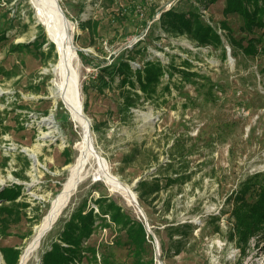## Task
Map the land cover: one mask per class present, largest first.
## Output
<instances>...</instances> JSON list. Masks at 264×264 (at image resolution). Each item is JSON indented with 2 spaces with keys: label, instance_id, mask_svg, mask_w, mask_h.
Segmentation results:
<instances>
[{
  "label": "rangeland",
  "instance_id": "obj_1",
  "mask_svg": "<svg viewBox=\"0 0 264 264\" xmlns=\"http://www.w3.org/2000/svg\"><path fill=\"white\" fill-rule=\"evenodd\" d=\"M58 2L76 48L82 111L110 173L132 190L141 177H154L162 186L150 201L139 203L162 264H264V222L245 231L236 224L230 198L248 176L264 171V50L257 46L264 45V29L241 30L244 19L225 13V0ZM169 10L191 21L196 15L216 31L220 43L200 44L185 32L168 31L162 16ZM0 32L5 37L0 36V191L20 187L15 199H0L9 210L0 214V246L18 249L19 264L34 226L82 147L83 131L62 93L54 92L51 68L58 52L34 2L0 0ZM230 35L236 40L245 35L243 45L251 37L259 39L254 45L258 52L234 49ZM42 37L46 42L41 43ZM156 58L162 72L147 91L134 75L132 86L121 81V73L110 80L104 71L126 60L134 70ZM23 148L34 150L35 162ZM94 169L93 164L86 167L26 264H42V253L59 241L61 226L79 209L84 214L92 210L93 221L83 239L90 247L88 259L74 264H103V258L131 263L119 243L129 220L145 221L121 194L92 180ZM179 174L182 181L165 185ZM105 203L119 209L120 219L101 212ZM182 222L191 224L187 235L166 230ZM151 233L146 228L151 249L144 258L158 264ZM0 264H5L1 252Z\"/></svg>",
  "mask_w": 264,
  "mask_h": 264
},
{
  "label": "trees",
  "instance_id": "obj_2",
  "mask_svg": "<svg viewBox=\"0 0 264 264\" xmlns=\"http://www.w3.org/2000/svg\"><path fill=\"white\" fill-rule=\"evenodd\" d=\"M224 12L236 13L244 19V25L241 26V30L245 31L246 28L249 30L252 26L264 29V0H225ZM186 17L184 13H178L176 11L169 10L162 16V26L170 32H185L192 38L198 41L200 44H218L220 43V37L214 31V29L204 22H202L196 15ZM220 26L226 31H230L227 27V23L221 22ZM13 27L9 23L8 28ZM246 34V32H244ZM0 36L4 37V33L0 32ZM229 36V35H228ZM246 36L243 35L241 38L236 40L230 35L229 42L232 44L234 49H241L242 52H248V54L256 51L254 45L259 39H248L246 45H243V41ZM2 38H0L1 40ZM42 42H46L42 37ZM38 43V44H41ZM53 45V44H52ZM50 44V47H52ZM24 46V45H23ZM28 46V45H27ZM257 46L264 50L261 44ZM41 56L45 55L43 51H40ZM135 52V49L133 50ZM82 59H84L83 53L79 52ZM135 55H132L134 57ZM47 57V55H46ZM130 56V58H132ZM189 64L187 60L184 61ZM109 75V79L113 80L116 73H121L122 82H127L134 86L130 76L134 75L139 84L141 90L147 91L153 83L159 78L162 72V62L158 58L155 60H147L144 66L141 68H131L129 62L122 61L119 65H113L104 69ZM101 84H106V80L103 76H99ZM138 96V95H137ZM68 161V158L66 159ZM162 166V165H161ZM161 171V169H158ZM175 171L174 173H176ZM179 176V177H178ZM184 179L182 174L174 177L170 176L167 178L169 185L172 183L180 182ZM19 185H13L3 188L0 191V199L13 200L19 194ZM162 188L158 180L154 177L150 179L141 177L134 187L137 194V200L140 204H145L150 201V195L154 192L159 191ZM149 197V198H148ZM233 200L232 215L235 218L236 224L244 225L245 231L253 230L257 226V222H264V171L254 173L248 176L245 181L239 184L238 188L232 192L231 197ZM3 204V203H2ZM0 205V214L7 213V205ZM168 207V204L167 206ZM83 210H78L75 214H70L68 219L65 220L59 231V241H53L50 248L42 253L41 261L42 264H74L76 261H80L84 258L88 259V253L90 247L83 245V239L89 236L91 232V224L93 221L92 210L84 214ZM102 213H109L113 219H120L119 209L115 207L113 203H105L102 205ZM94 215V214H93ZM129 220V219H127ZM61 222V221H60ZM130 226L126 228L125 236H122V241L119 245L129 252L132 257V261L129 264H153L152 259L144 258L149 254L150 244L146 236V227L140 220H129ZM128 221L124 224L129 225ZM125 228V225H123ZM191 228V224L188 222L177 223L175 225H167L166 230L173 231L177 230L178 234L187 235L188 230ZM122 242V244H121ZM178 245L182 241H177ZM0 252L2 253L5 264H17L18 249L0 246ZM103 264H128L123 263L120 260H109L103 258Z\"/></svg>",
  "mask_w": 264,
  "mask_h": 264
},
{
  "label": "bare ground",
  "instance_id": "obj_3",
  "mask_svg": "<svg viewBox=\"0 0 264 264\" xmlns=\"http://www.w3.org/2000/svg\"><path fill=\"white\" fill-rule=\"evenodd\" d=\"M34 7L39 16V20L45 26L49 38L53 41L58 52L56 64L51 68L53 73L52 83L55 93H62L63 100L72 114L76 117L82 126L83 139L82 147L74 157L73 163L67 166L68 175L62 184L61 190L56 195L47 213L41 221L34 226V232L25 246L19 260V264H26L27 260L37 248L40 239L46 229L53 221L55 215L67 203L76 184L85 177L86 167L89 164L95 165L92 171V179L104 181L110 189L118 192L127 201L133 205L138 212L139 209L134 201L135 196L130 186L121 183L114 177L107 166L106 161L102 158L101 153L95 146V140L92 135L87 117L82 111V106L78 96V73L73 62L75 61V47L73 46L72 36L70 35V24L56 6V0H32ZM45 123L52 128L51 119L46 118ZM46 136V135H45ZM35 162L34 150L23 148ZM162 263V262H161Z\"/></svg>",
  "mask_w": 264,
  "mask_h": 264
},
{
  "label": "water",
  "instance_id": "obj_4",
  "mask_svg": "<svg viewBox=\"0 0 264 264\" xmlns=\"http://www.w3.org/2000/svg\"><path fill=\"white\" fill-rule=\"evenodd\" d=\"M56 6L58 7V9H59V11H60V13H62L64 16H65V14H64V12H63V10H62V8H61V6H60V4H59V2H58V0H56ZM77 87H78V85H77ZM80 103H81V101H80ZM103 158V157H102ZM104 159V158H103ZM105 160V159H104ZM106 161V160H105ZM114 176V175H113ZM117 178V177H116ZM118 179V178H117ZM92 180H95V179H92ZM139 180V178L138 179H136L135 180V182H137ZM120 181V180H119ZM121 183H122V181H120ZM132 190V189H131ZM132 193H133V195L135 196V199H134V201H135V203H136V205H137V207H138V209H139V211H140V215L142 216V218L144 219V221H145V225H146V228H147V230H148V232H150L151 233V231H150V227L148 226V224H147V222H146V214H145V211L143 210V208L141 207V205L139 204V202H138V200H137V197H136V194H135V192H134V190H132ZM57 219V218H56ZM55 219V220H56ZM55 222V221H54ZM51 228V226L48 228V229H50ZM152 234V233H151ZM152 236H153V239H154V244H155V246H156V249H155V257H156V259H157V261H158V264H162L161 263V261H160V257H159V251H158V243H157V240H156V238L154 237V235L152 234Z\"/></svg>",
  "mask_w": 264,
  "mask_h": 264
}]
</instances>
